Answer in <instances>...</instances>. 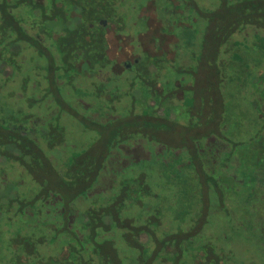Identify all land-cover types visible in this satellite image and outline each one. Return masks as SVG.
<instances>
[{"label": "trees", "instance_id": "1", "mask_svg": "<svg viewBox=\"0 0 264 264\" xmlns=\"http://www.w3.org/2000/svg\"><path fill=\"white\" fill-rule=\"evenodd\" d=\"M26 1L29 0H23ZM203 1L194 2L191 11L197 13V19L190 15L189 20L197 23L198 32L205 28L204 34L210 35L209 42L216 49H221L233 33L240 34L237 29H246L245 33L254 32L251 33L254 35L260 33V38H264V0H220L218 7L210 2L204 7ZM83 2L78 0L80 5ZM4 3L5 0H0V16L7 10ZM242 12L246 14L245 21L238 17ZM5 16L0 17L1 33L7 28H20ZM74 22L71 21L72 27ZM86 22H80L77 28L84 30ZM238 22L242 23V29ZM250 25L252 29L248 32ZM193 28H180L176 33L190 40L196 33ZM76 40L72 37L71 43H77ZM209 58L208 67L199 65L195 70L186 71L197 79H213L220 73L216 66L219 55ZM49 62L52 70L64 67L62 61L55 63L50 58ZM155 81L146 83L148 87L141 89L140 99L132 100L131 108H119L115 116L102 114L98 107L90 117L76 113L80 128L70 127L65 131L56 125L49 131H41L49 126L48 120L53 121L56 112L42 122L36 120L33 125L28 122L32 114L10 110L8 114L12 115H6L0 102V157L23 167L37 183L34 192L38 190L33 198H23L18 193L23 180L9 181L7 176H2L0 166L1 220L5 218L4 213L17 209L14 216L6 217L10 225L17 227L15 236L5 244L3 256L6 257L0 258V264H253L259 256L264 263V228L257 231V225L249 230L252 234L247 232L241 238L242 242L253 240L256 253L250 262L239 253L232 254L221 238L222 245L194 241L209 218L217 219V204L213 203L222 204L223 200V192H207L214 180L206 170L207 148L199 143L208 137L209 132L202 125L209 119L199 116L198 120L190 115L187 123L182 122L176 108L180 103L168 105L165 99L162 102V96L154 88ZM218 101L219 105L214 106L220 112L214 117L211 115L215 135L221 130L223 112V100ZM135 104L141 108L138 112ZM163 104L166 110L160 114L158 109ZM62 109L74 114L76 108L66 105ZM168 109H176L174 116H170ZM167 169L170 171L166 172ZM178 174L187 178L184 181L188 185L201 186L197 194L186 192L189 194L186 200H200L198 224L192 228L185 222L192 216L180 217L166 198L169 192L180 188ZM156 188H163L161 191L165 192L153 191ZM215 188L219 190L217 184ZM217 195L220 201L216 200ZM180 205L183 204L180 202ZM195 209L191 204L182 215ZM254 214L259 215L252 210L250 216ZM232 230L239 235L246 229L235 225ZM1 238L0 245L4 242ZM241 248H246L244 243Z\"/></svg>", "mask_w": 264, "mask_h": 264}, {"label": "flooded vegetation", "instance_id": "2", "mask_svg": "<svg viewBox=\"0 0 264 264\" xmlns=\"http://www.w3.org/2000/svg\"><path fill=\"white\" fill-rule=\"evenodd\" d=\"M86 2L80 5L78 0H5L7 10L0 17L6 15L20 27L0 32V62L9 66L10 71L8 74L6 68L0 67V102L5 114L10 110L18 114L27 112L32 114L29 124H36V120L41 121L56 112L53 121L48 120L49 126H44L42 132L55 125L59 129L63 127L64 131L70 127L77 129L80 127L76 113L90 117L98 107L106 116L118 115L119 103L133 105L134 98L142 97L141 89L148 87L146 83L156 80L154 88L162 96V102L165 99L168 105L180 103L177 111L181 113L182 122L187 123L190 115H195L198 120L199 116L209 119L202 123L209 132L208 137L199 143L207 148L209 166L206 170L214 180L207 192H223L222 196L236 204L240 198L239 210L244 209L245 216H250L252 210L258 213L263 205L261 198H264V63L260 54V33L251 34L254 33L250 32L252 25L247 29L250 34L244 32L246 29H237L240 34L233 33L221 48L227 55L225 66H237L240 79H246L247 83L229 85L222 98L221 130L215 135L211 113L205 112V106L202 109L205 111H200L201 104L197 105L192 98L196 96L195 84L208 85L211 78L197 79L186 71L195 70L199 65L208 67L209 57L215 58L218 51L211 45L210 35L204 34L205 28L198 32L197 23L189 20L190 15L197 19V13L191 11L196 0ZM245 16L242 12L238 17L245 21ZM83 21H87L84 30L77 28ZM238 23L242 29V23ZM189 26L196 31L192 39H184L176 33ZM72 37L77 43H71ZM10 40L15 43L11 44ZM63 46L66 47L62 52ZM235 57L238 58L236 61L231 60ZM50 58L55 63L62 61L63 69L52 70ZM254 69L257 74L252 77ZM250 87H255L253 93ZM17 90L21 92L20 96L16 95ZM2 95L15 101L18 109H10ZM187 100L192 101L185 105ZM66 105L76 108L74 114L62 109ZM165 107L166 104L159 107L160 114H164ZM168 110L170 116H174L175 110ZM190 172L194 174L192 170ZM216 184L219 190L215 188ZM217 206L220 208L221 205ZM193 207L196 209L191 211L192 218L185 221L189 228L198 224L199 202ZM183 212L178 211V214L187 218ZM215 226L227 228L209 218L194 241L222 245L220 237H214Z\"/></svg>", "mask_w": 264, "mask_h": 264}, {"label": "rangeland", "instance_id": "3", "mask_svg": "<svg viewBox=\"0 0 264 264\" xmlns=\"http://www.w3.org/2000/svg\"><path fill=\"white\" fill-rule=\"evenodd\" d=\"M208 2H210V4H212L213 6H216L218 3L220 4V0H205L202 2V5L204 7H207ZM219 4L216 6L218 7ZM29 8V6L27 5V9ZM263 32V31H262ZM261 32V34H262ZM261 42H263L264 45V38H261ZM264 46H261L260 48H263ZM221 49H218L217 54L219 55V60L218 63H216V66L218 67V69L220 70V73L218 75H215V77L213 79H211V81L209 82L208 85H203V86H197L194 87L196 89L195 92V97L193 98V101H196V104L200 105L199 110L200 111H205L209 113H211V115H215L219 114L220 110L219 107L215 108V106L219 105V99L224 98L225 94L227 93L228 89H229V85H234L237 83H247L246 79H240L241 77V72L239 69H237V66H233L235 69H232L233 67L228 65L225 66L224 64V57H227L226 54L223 53V51ZM260 54L262 56V61L264 63V48L260 50ZM238 58H233L231 60L236 61ZM44 63V61H42V64ZM3 63L0 62V67L2 66L3 68L7 69L8 74H10L9 71V66H7L6 64L2 65ZM41 65V63H40ZM223 66H224V74H223ZM41 71V70H40ZM42 73V72H41ZM20 74V73H19ZM257 72L254 69L252 72V77L256 76ZM22 76H25V74H22ZM232 76L234 77V79H232ZM231 80H234L233 82H231ZM243 80V82L241 81ZM255 87H250V90L254 91ZM1 91V90H0ZM4 91V90H2ZM195 91V90H194ZM7 92V91H4ZM3 92V93H4ZM1 93V92H0ZM20 91L17 90V96H20ZM4 97V98H3ZM1 98L3 99V102L6 103V105L10 108V109H18V105L15 104V101H12L10 99V97L8 96H1ZM203 98V101L201 103V99ZM177 101V100H176ZM213 101V104H212ZM188 102V101H187ZM185 102V105L189 104V102L187 103ZM204 104V105H202ZM215 104V106H214ZM128 104L124 105L122 103H119V108H124L126 109ZM136 105V110L135 111H139L140 107L138 104ZM205 106V110H202ZM131 108V104L128 105V108ZM177 110H179L178 106L176 107ZM216 109V112H215ZM25 110V108H24ZM28 110V109H27ZM176 110V109H175ZM200 111H198L199 113H201ZM169 148H167L166 150H168ZM165 150V151H166ZM168 152V151H167ZM0 166L3 167V171H2V176H7L9 181L11 182H21L20 180H23L22 184L18 187H21V191L18 192L19 195H21L23 198L26 199H30L33 198V196L38 192V190L36 192H34L37 189V183L32 181L30 179V176L28 175L27 171L19 166L17 163L12 162L8 159H5V157H0ZM183 168V167H182ZM164 171V169H163ZM170 170L167 169L166 172H169ZM1 174V173H0ZM179 179L181 180L179 186L177 189H174L175 191L173 192H169V197H166L167 200L170 202L168 205L170 207L175 208L176 210L180 211H184L185 213L187 212V209L189 208V206L191 204L195 205V203L199 202L200 200L198 198L196 199H187L186 200V195L188 196L189 194H187L186 192H192V190H197L198 192H200L201 186L200 184L198 185V187H195L193 185H188V183H186V179L185 177L181 176V174H178ZM185 180V181H184ZM1 187V186H0ZM163 189V188H162ZM162 189H155L153 191H161ZM213 189V188H212ZM161 192H165V191H161ZM179 192V193H178ZM182 192V194L180 193ZM197 194V192L195 193ZM227 196V195H226ZM196 200V202H195ZM218 200V198L216 199ZM167 201V202H168ZM220 201V200H218ZM261 201L263 203L262 207L260 206V208L258 209V213L259 215L255 216V214L251 217V216H245V210H239V206L242 203V200L239 198L238 199V204L234 203L233 201L229 202V200L227 199V197L224 198L223 196V200H222V204L220 203H213V204H217V205H222L220 206V208H217V213L216 215L218 216L217 219H212L213 223L214 221H216L217 223H222V224H227V228L223 229H219L217 228V226H215V229H213V233H214V237L215 236H219L222 241L227 244V246L230 248V251L232 254H237L239 253L240 255H242V257H246V261L250 262L251 261V257L256 253V250H254L253 252V240L251 238L250 241L248 242H242L241 238H245L247 232L249 233L251 230L252 225H257L259 226V228L257 229V231L261 232V228H264V198H261ZM180 202L183 205H180ZM164 203V200H163ZM189 204V205H188ZM169 207V208H170ZM218 207V206H215ZM166 208V207H164ZM234 208V209H231ZM242 208V207H241ZM230 211V214L226 213L225 211ZM17 211L16 208L11 209V211L8 212V214L4 213V220H1L3 217V214L0 213V236L2 237L1 240H3L4 242L0 245V258H5L6 256H3V253L5 251V244L7 243L9 238H12L14 235V232H16V227L17 226H13L10 225V223H8L6 217L7 215H11L14 216L15 212ZM191 215V212L187 213V218ZM255 216V218H254ZM17 218H19V216H16ZM252 220V223H251ZM228 221V223H227ZM234 221V222H233ZM231 222V223H229ZM235 224H233V223ZM240 222V223H238ZM215 225V224H214ZM240 226L242 225V228H245V233H241L239 235H236V232L234 230H232L233 226ZM228 226H232L231 228H229ZM263 231V230H262ZM251 233V232H250ZM4 234V235H3ZM252 234V233H251ZM4 236V237H3ZM244 245L246 246V248L243 250L241 247ZM245 259V258H244ZM255 260H257V262L253 261V264H264L262 258L259 256L257 257ZM6 261V260H4ZM6 264V263H4ZM251 264V263H249Z\"/></svg>", "mask_w": 264, "mask_h": 264}]
</instances>
